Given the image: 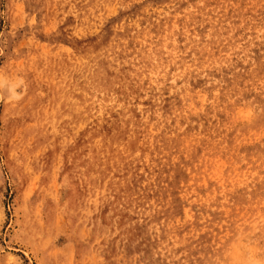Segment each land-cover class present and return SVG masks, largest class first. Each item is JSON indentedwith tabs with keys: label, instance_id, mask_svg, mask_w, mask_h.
<instances>
[{
	"label": "rangeland",
	"instance_id": "obj_1",
	"mask_svg": "<svg viewBox=\"0 0 264 264\" xmlns=\"http://www.w3.org/2000/svg\"><path fill=\"white\" fill-rule=\"evenodd\" d=\"M190 2L0 0V264H264V0Z\"/></svg>",
	"mask_w": 264,
	"mask_h": 264
},
{
	"label": "bare ground",
	"instance_id": "obj_2",
	"mask_svg": "<svg viewBox=\"0 0 264 264\" xmlns=\"http://www.w3.org/2000/svg\"><path fill=\"white\" fill-rule=\"evenodd\" d=\"M174 1H175V0H174ZM190 1H192V0H189V2H190ZM193 1H195V0H193ZM117 2H118V1H117ZM122 2H124V1H122ZM244 2H245V0H244ZM124 3H126V2H124ZM168 3H169V2H167L166 4H168ZM191 3H193V2H190V4H191ZM198 3H199V2H198ZM170 4H171V3H170ZM101 5H102V4H101ZM111 5H112V4H111ZM115 5H116V4H115ZM164 5H165V4H164ZM188 5H189V4H188ZM219 5H220V4H219ZM227 5H228V4H227ZM179 6L181 7L180 3H179ZM184 6H185V5H184ZM192 6H193V5H192ZM224 6H225V5H224ZM189 7H190V6H189ZM197 7H198V6H197ZM238 7H239V6H238ZM173 8H174V7H173ZM173 8H172V9H173ZM176 8H177V10H178V7H176ZM195 8H196V6H195ZM216 8H217V7H216ZM216 8H215V9H216ZM228 8H229V6H228ZM230 8H231V7H230ZM232 8H233V7H232ZM168 9H169V8H168ZM197 9H198V8H197ZM95 10H96V9H95ZM183 10H184V9H183ZM155 11H156V10H155ZM181 11H182V10H181ZM190 11H191V10H190ZM190 11H189V12H190ZM236 11H237V10H236ZM168 12H169V11H168ZM174 13H175V11H174ZM174 13H173V14H174ZM183 13H184V12L182 11V14H183ZM210 13H211V12H210ZM168 14H169V13H168ZM180 14H181V13H180ZM188 14H189V13H188ZM188 14H187V15H188ZM217 14H218V13H217ZM262 14H263V13H262ZM262 14H261V15H262ZM174 15H175V14H174ZM204 15H205V14H204ZM204 15H203V16H204ZM244 15H245V14H244ZM244 15H242V17H243ZM140 16H141V15H140ZM140 16H139V17H140ZM153 16H154V15H153ZM222 16H223V15H222ZM222 16H221V17H222ZM231 17H232V16H231ZM231 17H230V18H231ZM143 18H144V17H143ZM150 18H151V17H150ZM150 18H149V19H150ZM152 18H153V17H152ZM191 18H192V17H191ZM191 18H190V19H191ZM232 18H233V17H232ZM235 18H236V17H235ZM147 19H148V18H147ZM147 19H146L145 21H144V20H142V21L146 22ZM217 19H218V18H217ZM156 20H157V19H156ZM228 20H229V19H228ZM137 21H138V19H137ZM206 21H207V20H206ZM235 21H236V20H235ZM250 21H251V20H250ZM221 22L223 23V21H221ZM137 23H139V22H137ZM148 23L150 24V22H148ZM153 23H154V22H153ZM230 23H231V22H230ZM96 24H97V22H96ZM139 24H140V23H139ZM146 24H147V23H146ZM191 24H192V23H191ZM206 24H207V23H206ZM243 24H244V23H243ZM153 25H154V24H153ZM153 25H152V26H153ZM207 25H208V24H207ZM235 25H236V24H235ZM240 25H241V24H240ZM249 25H250V24H249ZM136 26H138V25H136ZM154 26H155V25H154ZM154 26H153V27H154ZM246 26H247V25H246ZM140 27H141V26H140ZM140 27H139V28H140ZM184 27H185V26H184ZM227 27H228V26H227ZM134 28H135V27H134ZM136 28H137V27H136ZM136 28H135V29H136ZM139 28L137 29L138 31H140ZM207 28H208V27H207ZM213 28H214V26H213ZM228 28H229V27H228ZM244 28H245V27H244ZM115 29H116V28H115ZM123 29H124V28H123ZM135 29H134V30H135ZM140 29H141V28H140ZM217 29H218V27H217ZM226 29H227V28H226ZM245 29H246V28H245ZM127 30H128V29H127ZM145 30H146V29H145ZM145 30H144V31H145ZM148 30H149V29H148ZM185 30H186V29H185ZM247 30H248V29H247ZM254 30H256V29H254ZM142 31H143V30H142ZM144 31H143V32H144ZM125 32H126V30H125ZM185 32H186V31H185ZM204 32H205V31H204ZM208 32H209V31H208ZM229 32H230V31H229ZM134 33H136V32L134 31ZM134 33H133V34H134ZM144 33H146V32H144ZM179 33H180V32H179ZM224 33H225V32H224ZM224 33H223V34H224ZM124 34H125V33H123V35H124ZM136 34H138V32H137ZM146 34H147V33H146ZM193 34H194V33H193ZM218 34H219V33H218ZM252 34H253V33H252ZM252 34H251V35H252ZM112 35H113V33H112ZM121 35H122V34H121ZM134 35H135V34H134ZM202 35H203V34H202ZM205 35H206V33H205ZM216 35H217V34H216ZM216 35H215V36H216ZM224 35H225V34H224ZM248 35H249V34H248ZM115 36H117V35H115ZM118 36H119V35H118ZM118 36H117V37H118ZM136 36H137V35H136ZM183 36H184V35H183ZM185 36H186V35H185ZM195 36H196V35H195ZM217 36H218V35H217ZM229 36H230V35H229ZM232 36H233V35H232ZM234 36H235V35H234ZM120 37H121V36H120ZM187 37H188V36H187ZM205 37H206V36H205ZM221 37H222V36H220V38H221ZM118 38H119V37H118ZM129 38H130V37H129ZM131 38H132V37H131ZM134 38H135V37H134ZM136 38H138V37H136ZM170 38H171V37H170ZM211 38H213V36H212V37L210 36V39H211ZM217 38H219V37H217ZM223 38H224V37H223ZM229 38L232 39V38H234V37H229ZM237 38H238V37H237ZM260 38H261V37H260ZM109 39L111 40V38H109ZM210 39H208V41H209ZM213 39H214V38H213ZM224 39H225V38H224ZM254 39H255V38H254ZM110 40H109V41H110ZM114 40H115V39H114ZM114 40H113V41H114ZM120 40H121V39H120ZM186 40H187V39H186ZM201 40H202V39H201ZM109 41H108V42H109ZM143 41H144V40H143ZM204 41H205V40H204ZM208 41H207V42H208ZM210 41H211V40H210ZM213 41H214V40H213ZM252 41H253V40H252ZM115 42H116V41H115ZM144 42H145V41H144ZM175 42H176V41H175ZM191 42H192V41H191ZM205 42H206V41H205ZM205 42H203V44H204ZM215 42H216V40H215ZM227 42H228V41H227ZM234 42H235V40H234ZM236 42H238V41H236ZM236 42H235V43H236ZM248 42H249V40H248ZM142 43H143V42H142ZM145 43H146V42H145ZM177 43H178V42H177ZM208 43H209V42H208ZM231 43H232V42H230V45H231ZM238 43H239V42H238ZM93 44H94V43H93ZM95 44H96V43H95ZM186 44H187V43H186ZM201 44H202V43H201ZM211 44H212V43H211ZM247 44H248V43H247ZM118 45H120V44H118ZM197 45H198V42H197ZM206 45H207V44H206ZM232 45H233V43H232ZM250 45H251V44H250ZM112 46H113V45H112ZM145 46H146V45H145ZM175 46H176V45H175ZM194 46H195V45H194ZM227 46H228V45H227ZM233 46H234V45H233ZM236 46H237V45H236ZM119 47H121V46H119ZM147 47H148V46H147ZM177 47H178V45H177ZM225 47H226V46H225ZM93 48H94V47H93ZM105 48H106V47H105ZM108 48H109V47H108ZM112 48H113V47H112ZM136 48H137V47H136ZM149 48H150V47H149ZM163 48H164V47H163ZM163 48H162V49H163ZM166 48H167V46H166ZM178 48H179V47H178ZM186 48H187V47H186ZM233 48H234V47H233ZM145 49H146V48H145ZM158 49H159V48H158ZM173 49H174V48H173ZM263 49H264V48H263ZM89 50H90V49H89ZM103 50H104V49H103ZM127 50H128V49H127ZM176 50H177V49H176ZM185 50H186V49H185ZM195 50H196V49H195ZM201 50H202V49H201ZM261 50H262V49H261ZM100 51H101V50H100ZM154 51H155V50H154ZM209 51H210V50H209ZM223 51H224V49H223ZM227 51H228V50H227ZM227 51H225V53H226ZM243 51H244V49H243ZM98 52H99V51H98ZM118 52H119V51H118ZM172 52H174V51H172ZM198 52H199V51H198ZM200 52H205V51H200ZM90 53H91V52H90ZM90 53H89V54H90ZM109 53H110V51H109ZM119 53H120V52H119ZM140 53H141V52H140ZM144 53H146V52H144ZM159 53H160V52H159ZM162 53H163V52H162ZM205 53H206V52H205ZM205 53H204V54H205ZM252 53H253V52H252ZM259 53H260V52H259ZM92 54H93V53H92ZM115 54H116V53H115ZM129 54H130V53H129ZM153 54H154V53H153ZM189 54H191V53L189 52ZM195 54H196V52H195ZM204 54H203V55H204ZM232 54H233V53H232ZM240 54H242V53H240ZM101 55H102V54H101ZM107 55H108V54H107ZM123 55H124V54H123ZM123 55H122V56H123ZM130 55H131V54H130ZM130 55H129V56H130ZM133 55H134V54H132V56H133ZM146 55H147V54H146ZM203 55H202V56H203ZM214 55H215V54H214ZM225 55H226V54H225ZM228 55H229V54H228ZM230 55H231V54H230ZM233 55H234V54H233ZM94 56H95V53H94ZM96 56H97V55H96ZM120 56H121V54H120ZM132 56H131V58H132ZM144 56H145V55H144ZM187 56H188V55H187ZM195 56H197V55H195ZM202 56H201V57H202ZM209 56H210V55H209ZM238 56H239V55H238ZM98 57H99V56H98ZM114 57H115V56H114ZM124 57H125V55H124ZM135 57H136V56H135ZM190 57H192V56L190 55ZM207 57H208V56H207ZM89 58H90V56H89ZM95 58H96V57H95ZM115 58H116V57H115ZM115 58H114L113 60H115ZM121 58H122V57H121ZM131 58H130V59H131ZM153 58H154V57H153ZM176 58H177V57H176ZM188 58H189V56H188ZM192 58H193V57H192ZM192 58H191V59H192ZM204 58H205V57H204ZM210 58H211V60L216 59L215 57H214V59H212V58H213V55H212V57H210ZM210 58H209V59H210ZM252 58H253V57H252ZM252 58H251V59H252ZM103 59H104V58H103ZM135 59H136V58H135ZM179 59H180V58H179ZM207 59H208V58H207ZM218 59H219V58H218ZM220 59H221V58H220ZM222 59L224 60V58H222ZM229 59H230V58H229ZM96 60H98V59H96ZM116 60H117V59H116ZM132 60H133V59H132ZM171 60H172V58H171ZM182 60H183V59H182ZM182 60H181V61H182ZM185 60H186V59H185ZM195 60H196V59H195ZM87 61H88V60H87ZM120 61H121V60H120ZM123 61H124V60H123ZM134 61H135V60H134ZM155 61H156V60H155ZM157 61H158V60H157ZM183 61H184V60H183ZM191 61H192V60H191ZM200 61H202V60H200ZM209 61H210V60H209ZM217 61H218V60H217ZM217 61H216V62H217ZM245 61H246V60H245ZM97 62H98V61H97ZM116 62H117V61H116ZM124 62H125V61H124ZM126 62H128V61H126ZM192 62H193V61H192ZM192 62H191V63H192ZM214 62H215V61H214ZM216 62H215V63H216ZM94 63H95V62H94ZM98 63H99V62H98ZM110 63H111V62H110ZM122 63H123V62H122ZM161 63H162V62H161ZM211 63H212V62H211ZM223 63H224V62H223ZM234 63H235V62H234ZM123 64H124V63H123ZM143 64H144V63H143ZM159 64H160V63H159ZM178 64H179V63H178ZM184 64H185V63H184ZM193 64H194V63H193ZM193 64H192V66H193ZM212 64H213V63H212ZM218 64H219V63H218ZM228 64H229V63H228ZM86 65H87V64H86ZM97 65H98V64H97ZM100 65H101V64H100ZM106 65H107V64H106ZM153 65H156V64H153ZM173 65H174V64H173ZM176 65H177V64H176ZM214 65H215V64H214ZM239 65H240V64H239ZM23 66H24V65H23ZM87 66H88V65H87ZM89 66H90V65H89ZM118 66H119V65H118ZM129 66H130V65H129ZM136 66H137V65H136ZM184 66H186V65H184ZM189 66H190V65H189ZM195 66H196V65H195ZM198 66H199V68H200V65H198ZM201 66H202V65H201ZM84 67H85V66H84ZM91 67H92V66H91ZM95 67H96V66H95ZM99 67H100V66H99ZM99 67H98V69H101V68H99ZM106 67H107V66H106ZM120 67H121V66H120ZM173 67H174V66H173ZM180 67H181V66H180ZM182 67H183V66H182ZM245 67H246V66H245ZM250 67H251V66H250ZM118 68H119V67H118ZM118 68H117V69H118ZM147 68H148V67H147ZM149 68H150V67H149ZM155 68H156V67H155ZM166 68H167V67H166ZM174 68H175V67H174ZM186 68H187V67H186ZM197 68H198V67H197ZM208 68H209V67H208ZM246 68H247V67H246ZM22 69H23V68H22ZM22 69H21V70H22ZM27 69H28V67H27ZM88 69H89V67H88ZM108 69H109V68H108ZM114 69H115V67H114ZM129 69H130V68H129ZM159 69H160V68H159ZM161 69H162V68H161ZM176 69H177V68H176ZM202 69H203V67H202ZM247 69L249 70V67H248ZM28 70H29V69H28ZM102 70H103V68H102ZM102 70H101V71H102ZM169 70H170V69H169ZM172 70H173V69H172ZM185 70H186V69H185ZM228 70H229V69H228ZM234 70H235V69H234ZM241 70H242V69H241ZM22 71H23V70H22ZM26 71H27V70H26ZM84 71H85V70H84ZM88 71H89V70H88ZM114 71H116V70H114ZM117 71H118V70H117ZM170 71H171V70H170ZM85 72H86V71H85ZM130 72H131V71H130ZM148 72H149V71H148ZM230 72H231V71H230ZM23 73H26V72L24 71ZM96 73H98V71H96ZM127 73H128V72H127ZM162 73H163V72H162ZM169 73H170V72H169ZM169 73H168V74H169ZM173 73H174V71H173ZM178 73H179V72H178ZM224 73H225V71H224ZM21 74H22V73H21ZM85 74H86V73H85ZM102 74L104 75V73H102ZM155 74H156V73H155ZM202 74H203V73H202ZM202 74H201V75H202ZM227 74H228V73H227ZM28 75H29V74H28ZM28 75H27V76H28ZM152 75H153V74H152ZM158 75H159V74H158ZM166 75H167V74H166ZM178 75H179V74H178ZM201 75H200V76H201ZM27 76H26V77H27ZM88 76H89V75H88ZM92 76H93V75H92ZM92 76H91V77H92ZM120 76H121V75H120ZM140 76H141V75H140ZM147 76H148V75H147ZM21 77H22V76H20V78H21ZM94 77H95V76H94ZM98 77H99V76H98ZM173 77H175V76H173ZM176 77H177V75H176ZM196 77H197V76H196ZM215 77H216V76H215ZM22 78H23V77H22ZM103 78H104V77H102V79H103ZM246 78H247V77H246ZM91 79H92V78H91ZM98 79H99V78H98ZM111 79H112V78H111ZM148 79H149V78H148ZM247 79H248V78H247ZM253 79H254V78H253ZM27 80H28V79H27ZM123 80H124V79H122V81H123ZM168 80H169V78H168ZM91 81H92V80H91ZM140 81H141V80H140ZM140 81H139V82H140ZM156 81H157V80H156ZM158 81H159V80H158ZM199 81H200V80H199ZM228 81H229V80H228ZM23 82H24V81H23ZM123 82H124V81H123ZM133 82H134V81H133ZM168 82H169V81H168ZM204 82H205V81H204ZM207 82H208V81H207ZM151 83H152V82H151ZM160 83H161V82H160ZM173 83H174V82H173ZM175 83H176V82H175ZM177 83H178V82H177ZM181 83H182V82H181ZM202 83H203V82H202ZM202 83H201V84H202ZM229 83H230V82H229ZM95 84H96V83H95ZM127 84H128V83H127ZM199 84H200V83H199ZM230 84H231V83H230ZM125 85H126V84H125ZM157 85H158V84H157ZM189 85H190V84H189ZM192 85H193V84H192ZM205 85H206V84H205ZM227 85H229V84H227ZM88 86H89V85H88ZM112 86H113V85H112ZM134 86H135V85H134ZM139 86H140V85H139ZM165 86H166V85H165ZM177 86H178V85H177ZM184 86H185V85H184ZM209 86H210V85H209ZM211 86H212V85H211ZM211 86H210V87H211ZM216 86H217V85H216ZM90 87H91V86H90ZM97 87H98V86H97ZM99 87H100V86H99ZM110 87H111V85H110ZM146 87H147V85H146ZM148 87H149V86H148ZM103 88H104V87H103ZM115 88H116V87H115ZM150 88H151V87H150ZM169 88H170V87H169ZM176 88H177V87H176ZM90 89H91V88H90ZM92 89H93V88H92ZM100 89H101V88H100ZM109 89H110V88H109ZM109 89H108V90H109ZM125 89H126V88H125ZM142 89H143V88H142ZM144 89H145V88H144ZM154 89L156 90V88H154ZM195 89H196V88H195ZM197 89H198V88H197ZM208 89H209V88H208ZM210 89H211V88H210ZM223 89H224V88H223ZM103 90H104V89H103ZM108 90H107V91H108ZM138 90H140V89H138ZM163 90H164V89H163ZM165 90H167V88H166ZM173 90H174V89H173ZM230 90H232V88H231ZM253 90H254V89H253ZM101 92H102V91H101ZM126 92H127V91H126ZM159 92H160V91H159ZM161 92H162V91H161ZM189 92H190V91H189ZM189 92H188V93H189ZM191 92H192V91H191ZM196 92H198V90H197ZM205 92H206V90H205ZM230 92H231V91H230ZM103 93H104V92H103ZM175 93H176V92H175ZM183 93H184V92H182V94H183ZM198 93H199V92H198ZM223 93H224V92H223ZM22 94H23V93H22ZM93 94H94V93H93ZM93 94H92V95H93ZM160 94H161V93H160ZM199 94H200V93H199ZM202 94H203V93H202ZM231 94H233V93H231ZM89 95H90V94H89ZM95 95H96V94H95ZM95 95H94V96H95ZM113 95H114V94H113ZM122 95H123V94H122ZM148 95L151 96V94H148ZM166 95H168V94H166ZM170 95H171V94H170ZM187 95H188V94H187ZM190 95H192V94H189V96H190ZM196 95H197V94H196ZM218 95H219V94H218ZM100 96H102V95H100ZM129 96H130V95H129ZM172 96H173V95H172ZM184 96H185V95H184ZM220 96H221V95H220ZM222 96H223V95H222ZM225 96H226V95H225ZM90 97H91V96H90ZM90 97H89V98H90ZM123 97H124V95H123ZM142 97H144V96H142ZM151 97H152V96H151ZM162 97H164V96H162ZM174 97H175V96H174ZM176 97H177V96H176ZM176 97H175V98H176ZM233 97H234V96H233ZM257 97H258V96H257ZM165 98H166V96H165ZM190 98H191V97H190ZM247 98H248V97H247ZM247 98H246V99H247ZM258 98H259V97H258ZM29 99H30V98H29ZM166 99H167V98H166ZM173 99H174V98H173ZM182 99L185 100L184 98H182ZM201 99H202V97H201ZM218 99H219V98H218ZM231 99H232V98H231ZM122 100H123V99H122ZM135 100H136V99H135ZM193 100H194V98H193ZM259 100H260V99H259ZM17 101H18V100H17ZM26 101H28V100H26ZM26 101H25V103H26ZM90 101H91V100H90ZM98 101H99V100H98ZM100 101H101V100H100ZM100 101H99V102H100ZM109 101H110V100H109ZM109 101H108V102H109ZM126 101H127V100H126ZM129 101H130V100H129ZM137 101H138V100H137ZM168 101H169V100H168ZM168 101H167V102H168ZM171 101H172V99H171ZM171 101H170V102H171ZM189 101H190V100H189ZM215 101H216V100H215ZM11 102H12V101H11ZM121 102H123V101H121ZM151 102H152V101H151ZM177 102H178V100H177ZM191 102H192V101H191ZM261 102H262V100H261ZM105 103H106V102H105ZM112 103H113V101H112ZM127 103H128V102H127ZM159 103H160V102H159ZM171 103H172V102H171ZM181 103H183V101H182ZM209 103H210V102H209ZM11 104H12V103H11ZM15 104H16V103H15ZM118 104H119V103H118ZM121 104H122V103H121ZM121 104H120V105H121ZM125 104H126V103H125ZM125 104H124V105H125ZM136 104H137V103H136ZM160 104H161V103H160ZM176 104L178 105V103H176ZM186 104H187V103H186ZM186 104H185V105H186ZM254 104H255V103H254ZM12 105H13V104H12ZM99 105H101V104H99ZM105 105H107V104H105ZM111 105H112V104H110V106H111ZM126 105H127V104H126ZM130 105H131V104H130ZM173 105H174V104L172 103V106H173ZM190 105H193V104H190ZM14 106H15V105H14ZM95 106H97V105L95 104ZM102 106H103V105H102ZM110 106H109V107H110ZM133 106H135V105H133ZM140 106H141V105H140ZM167 106H168V105H167ZM193 106H195V105H193ZM18 107H19V106H18ZM21 107H22V106H21ZM115 107H117V105H116ZM156 107H157V106H156ZM163 107H164V106H163ZM179 107H180V106H179ZM196 107H198V106H196ZM218 107H219V106H218ZM221 107H222V105H221ZM11 108H12V106H11ZM97 108H98V107H97ZM124 108L127 109V106L124 107ZM133 108L135 109V107H133ZM172 108H173V107H172ZM93 109H95V108H93ZM120 109H121V108H120ZM155 109H156V108H155ZM166 109H167V108H166ZM170 109H171V107H170ZM181 109H182V108H181ZM238 109H239V108H238ZM136 110H137V109H136ZM164 110H165V109H164ZM167 110H168V109H167ZM172 110H173V109H172ZM225 110H226V109H225ZM233 110H234V109H233ZM240 110H241V109H239V111H240ZM40 111L42 112V110H40ZM97 111H98V110H97ZM117 111H118V110H117ZM122 112H124V111L122 110ZM146 112H147V111H146ZM151 112H153V111H151ZM155 112H156V111H155ZM182 112H183V110H182ZM206 112H207V111H206ZM218 112H219V111H218ZM235 112H237V111H235ZM43 113H44V111H43ZM147 113H148V112H147ZM163 113H164V112H163ZM165 113H166V112H165ZM172 113H173V112H172ZM18 114H19V113H18ZM26 114H27V113H25V117H26ZM140 114H141V113H140ZM151 114H152V113H151ZM155 114H157V113H155ZM170 114H171V113H170ZM179 114H180V113H179ZM32 115H33V114H32ZM131 115H132V114H131ZM152 115H153V114H152ZM160 115H161V114H160ZM181 115H182V114H181ZM144 116H145V114H144ZM155 116H156V115H155ZM165 116H166V114H165ZM171 116H172V115H171ZM231 116H232V115H231ZM236 116H237V115H236ZM25 117H24V118H25ZM31 117H32V116H31ZM34 117H35V116H34ZM146 117H147V116H146ZM146 117H145V118H146ZM175 117L178 118L177 116H175ZM148 118H149V116H148ZM169 118H170V117H169ZM169 118H168V119H169ZM234 118H235V116H234ZM133 119H134V118H133ZM152 119H153V118H152ZM154 119H156V118H154ZM171 119H172V117H171ZM230 119H231V117H230ZM141 120H142V119H141ZM147 120H148V119H147ZM147 120H146V121H147ZM156 120H157V119H156ZM173 120H174V118H173ZM211 120H212V119H211ZM214 120H215V119H214ZM227 120H228V119H227ZM33 121H34V119H33ZM33 121H32V122H33ZM157 121H158V120H157ZM159 121H160V120H159ZM199 121H200V119H199ZM220 121H221V120H220ZM37 122H38V121H37ZM143 122H144V121H143ZM154 122H155V121H154ZM164 122H165V121H164ZM181 122H182V121H181ZM193 122H194V121H193ZM218 122H219V121H218ZM221 122H222V121H221ZM34 123H35V122H34ZM34 123H33V124H34ZM157 123H158V122H157ZM178 123H179V122H178ZM182 123H183V122H182ZM200 123H201V122H200ZM203 123H204V122H203ZM206 123H207V121H206ZM208 123H209V122H208ZM210 123H211V122H210ZM140 124H141V123H140ZM149 124H151V123H149ZM149 124H147V125H149ZM154 124H155V123H154ZM168 124H169V122H168ZM176 124H177V122H176ZM198 124H199V123H198ZM213 124H214V122H213ZM213 124H212V126H213ZM215 124H216V123H215ZM221 124H222V123H221ZM24 125H25V124H24ZM162 125H163V124H162ZM173 125H174V124H173ZM196 125H197V124H196ZM205 125H206V124H205ZM32 126H33V125H32ZM32 126H31V124L29 125V127H31V128H32ZM156 126H158V125H156ZM171 126H172V125H171ZM171 126H170V127H171ZM202 126H203V125H202ZM207 126H208V125H207ZM217 126H218V124L216 125V127H217ZM137 127H138V126H137ZM148 127H149V126H148ZM153 127H155V125H153ZM158 127H159V126H158ZM160 127H161V126H160ZM196 127H197V126H196ZM198 127H199V126H198ZM214 127H215V126H214ZM224 127H225V125H224ZM230 127H231V126H230ZM235 127H237V126L235 125ZM258 127H259V126H258ZM27 128H28V127H27ZM161 128H163V127H161ZM171 128H172V127H171ZM29 129H30V128H29ZM150 129H151V128H150ZM164 129H165V128H164ZM172 129H173V128H172ZM188 129H190V127H189ZM197 129H198V128H197ZM199 129H200V128H199ZM208 129H209V128H208ZM212 129H213V128H212ZM212 129H211V130H212ZM224 129H225V128H224ZM228 129H229V127H228ZM253 129H254V128H253ZM173 130H174V129H173ZM246 130H247V129H246ZM248 130H249V129H248ZM145 131L147 132V130H145ZM166 131H167V130H166ZM166 131H165V132H166ZM168 131H169V130H168ZM174 131H175V130H174ZM179 131H180V130H179ZM179 131H178V132H179ZM191 131H192V130H191ZM206 131H207V130H206ZM262 131H263V130H262ZM36 132H37V131H36ZM146 132H145V133H146ZM181 132H182V131H181ZM192 132H194V131H192ZM197 132H198V131H197ZM210 132H211V131H210ZM224 132H226V131H224ZM249 132H250V131H249ZM150 133H151V132H150ZM156 133H157V132H156ZM171 133H172V132H171ZM194 133H195V132H194ZM232 133H233V132H232ZM242 133H243V132H242ZM247 133H248V132H247ZM140 134H141V133H140ZM143 134H144V133H143ZM151 134H152V133H151ZM163 134H164V133H163ZM185 134H187V133H185ZM189 134H190V133H189ZM196 134H197V133H196ZM198 134H200V133L198 132ZM258 134H259V133H258ZM42 135H43V134H42ZM145 135H146V134H145ZM174 135H175V134H174ZM193 135H194V134H193ZM201 135H202V134H201ZM226 135H227V134H226ZM234 135H236V134H234ZM32 136H33V135H32ZM142 136H143V135H142ZM163 136H164V135H163ZM167 136H169V135H167ZM185 136H186V135H185ZM185 136H184V137H185ZM231 136H232V135H231ZM144 137H145V136H144ZM169 137H170V136H169ZM174 137H175V136H174ZM190 137H191V136H190ZM196 137H197V136H196ZM238 137H239V136H238ZM247 137H248V135H247ZM247 137H246V138H247ZM256 137H257V136H256ZM146 138H147V137H146ZM180 138H181V137H180ZM201 138H202V137H201ZM203 138H204V137H203ZM206 138H207V140L209 139L208 137H206ZM221 138H222V137H221ZM226 138H227V137H226ZM231 138H232V137H231ZM151 139H152V138H151ZM183 139H184V138H183ZM192 139H193V138H192ZM197 139H198V138H197ZM222 139H223V138H222ZM139 140H140V139H139ZM143 140H144V139H143ZM158 140H160V139H158ZM163 140H165V139H163ZM168 140H169V139H168ZM186 140H187V139H186ZM190 140H191V139H190ZM213 140H214V139H213ZM233 140H234V139H233ZM30 141H31V140H30ZM146 141H147V140H146ZM165 141H166V140H165ZM193 141H194V140H193ZM224 141H225V140H224ZM234 141H235V140H234ZM238 141H239V140H238ZM245 141H246V140H245ZM158 142H159V141H158ZM185 142H186V141H185ZM185 142H184V144H185ZM191 142H192V140H191ZM197 142H199V141H197ZM217 142H219V141H217ZM246 142H247V141H246ZM29 143H30V142H29ZM144 143H145V141H144ZM155 143H156V142H155ZM186 143H187V142H186ZM189 143H190V142H189ZM189 143H187V144H189ZM194 143H195V142H194ZM205 143H206V142H205ZM210 143H211V142H209L208 144H210ZM215 143H216V142H215ZM221 143H222V142H221ZM235 143H237V142H235ZM157 144H158V143H157ZM159 144H161V142H160ZM197 144H198V143H197ZM197 144H196V145H197ZM217 144H218V143H217ZM225 144H226V143H225ZM168 145H169V144H168ZM198 145H199V144H198ZM212 145H214V144H212ZM215 145H216V144H215ZM215 145H214V146H215ZM222 145H223V144H222ZM229 145H230V144H229ZM234 145H235V144H234ZM236 145H237V144H236ZM192 146H193V144H192ZM192 146H191V147H192ZM214 146H213V147H214ZM217 146H219V145H217ZM237 146H238V145H237ZM148 147H149V146H148ZM167 147H169V146H167ZM191 147H190V149H191ZM193 147L195 148V146H193ZM193 147H192V148H193ZM221 147H222V146H221ZM223 147H224V146H223ZM232 147H234V146H232ZM235 147H236V146H235ZM30 148H31V147H30ZM36 148H37V147H36ZM140 148H141V147H140ZM153 148H154V147H153ZM153 148H152V149H153ZM210 148H212V147L210 146ZM218 148H219V147H218ZM218 148H217V149H218ZM228 148H230V146H229ZM236 148H237V147H236ZM157 149H158V148H157ZM185 149H186V148H185ZM188 149H189V148H188ZM204 149H205V148H204ZM213 149H214V148H213ZM219 149H220V148H219ZM226 149H227V148H226ZM145 150H146V148H145ZM147 150H148V149H147ZM153 150H154V149H153ZM158 150H159V149H158ZM160 150H163V149H160ZM180 150H181V149H180ZM196 150H197V149H196ZM208 150H210V149H208ZM236 150H237V149H236ZM142 151H143V150H142ZM168 151H169V150H168ZM182 151H183V150H182ZM234 151H235V150H234ZM152 152H153V151H152ZM188 152H189V151H188ZM161 153H162V151H161ZM182 153H183V152H182ZM232 153H233V152H232ZM238 153H239V152H238ZM152 154H154V153H152ZM164 154H165V153H164ZM230 154H231V153H230ZM233 154H234V153H233ZM236 155H237V154H236ZM143 156H144V155H143ZM172 156H173V155H172ZM188 156H190V155H188ZM140 157H142V156H140ZM176 157H177V156H176ZM153 158H155V157H153ZM157 158H158V157H157ZM173 158H174V157H173ZM150 159H151V158H150ZM150 159H149V161H151ZM200 159H201V158H200ZM214 159H215V158H214ZM158 160H159V159H158ZM164 160H165V159H164ZM175 160H177V159H175ZM189 161H190V159H189ZM191 161L193 162L192 159H191ZM151 162H152V161H151ZM176 162H177V161H176ZM192 162H191V163H192ZM197 162H198V160H197ZM208 162H209V161H208ZM143 163H144V162H143ZM143 163H142V164H143ZM145 163H146V162H145ZM145 163H144V164H145ZM159 163H160V162H159ZM142 164H141V165H142ZM167 164H168V163H167ZM170 164H171V163H170ZM173 164H174V163H173ZM198 164H199V162H198L197 164H195V165L198 166ZM157 165H158V164H157ZM157 165H156V167H158ZM195 165H194V166H195ZM168 166H169V165H168ZM215 166H216V165H215ZM141 167H142V166H141ZM160 167H161V166H160ZM160 167H159V168H160ZM167 168H168V167H167ZM147 169H149V168H147ZM152 169H153V168H152ZM193 171H194V170H193ZM91 172H92V171H91ZM145 172H146V171L144 170V173H145ZM156 172H158V171H156ZM160 172H161V171H160ZM197 172H198V171H197ZM197 172H196V171L194 172L195 176H196V174H198ZM161 173H162V175H163L164 172H161ZM169 173H170V171H169ZM191 173H192V172H191ZM216 173H217V172H216ZM92 174H93V173H92ZM173 174H174V173H173ZM192 174H193V173H192ZM143 175H144V174H143ZM162 175H161V176H162ZM165 175H166V174H165ZM168 175H169V174H168ZM216 175H217V174H216ZM148 176H150V175H148ZM148 176H146V177H148ZM161 176H160V177H161ZM157 177H158V175H157ZM160 177H159V178H160ZM93 178H94V177H93ZM166 178H167V177H166ZM168 178H169V177H168ZM145 179H146V178H145ZM148 179H149V177H148ZM192 179H193V178H192ZM151 180H152V178H151ZM154 180H156V179L154 178ZM145 181H146V180H145ZM166 181H167V179H166ZM193 181H194V180H193ZM156 182H157V181H156ZM158 183H159V181H158ZM158 183H157V184H158ZM196 183H197V182H196ZM159 185H160V184H159ZM195 185H196V184H195ZM156 187H157V186H156ZM182 190H183V189H182ZM197 190H198V189H197ZM208 190H209V189H208ZM156 191H157V189H156ZM214 191H215V190H214ZM149 192H150V191H149ZM209 193H211V192H209ZM213 193H214V192H213ZM215 193H216V192H215ZM149 194H150V193H149ZM188 194H189V193H188ZM150 198H151V197H150ZM186 199H187V198H186ZM150 200H151V199H150ZM193 202H194V201H193ZM164 203H165V202H164ZM150 204H151V203H150ZM150 208H152V207H150ZM151 211H152V210H151ZM263 220H264V219H263ZM147 222H148V221H147ZM256 229H257V228H256ZM240 244H241V243H240ZM244 247H246V246H244ZM166 248H167V247H166ZM235 254H237L236 256L238 257V253H235ZM242 254H243V253H242ZM167 255H168V254H167ZM170 255H171V254H170ZM233 255H234V254H233ZM233 255H232V256H233ZM242 256H243V255H242ZM247 256H248V255H247ZM233 257H234V256H233ZM239 258H240V256H239ZM247 258H248V257H247ZM234 259H235V258H234ZM244 259H245V257H244ZM250 259H251V258H250ZM174 260H175V259H174ZM238 260H239V259H238ZM240 260H242V259H240ZM240 260H239V261H240ZM245 260H246V259H245ZM247 260H248V259H247ZM169 261H170V260H169ZM232 261H233V260H232ZM254 261H255V260H254ZM242 262H244V261H242ZM247 262H248V261H247ZM250 262H251V261H250ZM256 262H257V260H256ZM256 262H255V264H257V263L259 264V262H257V263H256ZM240 264H241V263H240ZM242 264H243V263H242Z\"/></svg>",
	"mask_w": 264,
	"mask_h": 264
}]
</instances>
